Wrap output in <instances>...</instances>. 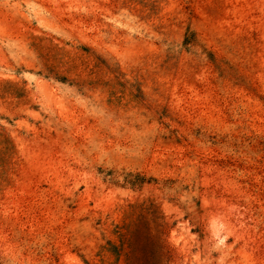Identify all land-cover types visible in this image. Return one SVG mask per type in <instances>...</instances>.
I'll return each mask as SVG.
<instances>
[{
    "label": "rangeland",
    "instance_id": "374dc122",
    "mask_svg": "<svg viewBox=\"0 0 264 264\" xmlns=\"http://www.w3.org/2000/svg\"><path fill=\"white\" fill-rule=\"evenodd\" d=\"M0 264H264V0H0Z\"/></svg>",
    "mask_w": 264,
    "mask_h": 264
}]
</instances>
